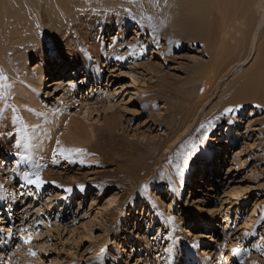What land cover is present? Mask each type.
<instances>
[{"label":"rangeland","instance_id":"1","mask_svg":"<svg viewBox=\"0 0 264 264\" xmlns=\"http://www.w3.org/2000/svg\"><path fill=\"white\" fill-rule=\"evenodd\" d=\"M27 1L6 0L5 16L17 6H27ZM97 1L104 6L101 0H88V6L92 8ZM157 2L163 7L162 0ZM114 3L111 0L110 4ZM43 12L40 9L38 13H30L27 23H23L26 30L15 32L4 19L0 24V128L3 123L9 124V120L15 128L11 132L0 131V154L5 152V147L13 146L11 158L1 159L0 168L9 166L8 171L13 173V158L18 157L14 149L21 144L23 151H28L33 168L36 166L34 171L46 176L39 192L26 186L22 188L27 191L22 197L18 193L20 179L2 175L0 214L3 198L10 195L13 201L10 199L8 208L3 209L6 214L0 220V262L99 264L103 259L104 264H264V106L234 107L226 93L229 85L253 66L254 52L248 50L241 62L231 64L208 87L206 95L198 99L202 85L195 78L208 60L204 46L207 42L190 39L193 31H187L174 43L177 35L173 28L164 26L161 13L148 18L129 10L135 27L124 32L123 41H117L125 42L126 47L134 45L135 50L128 54V47L123 48L126 52H122L125 55L122 64L113 65L111 57L112 65L102 68L98 84L90 80L98 88L93 87L87 98L97 104L85 114L88 119L85 124L99 128L104 125L105 117L115 111L116 135L100 141L96 135L91 142H85L81 136L84 134L80 133L81 138L71 135L68 139L65 126L74 128L70 117L82 118L83 105L75 102L67 112L56 113L51 118L16 104V92L24 83L21 73L26 74L27 69L32 70L38 64L32 61L31 45L20 43L22 38L30 39V44L35 46L39 33L45 44L55 49L51 37L44 34L47 26L28 28L38 17L56 18L53 7ZM258 20L256 36L260 37L264 30L263 13ZM143 22L144 31L136 36V25ZM114 32L103 38L106 48L118 30ZM13 33L16 38H12ZM141 44L147 45L143 52H140ZM24 52H27L25 63L20 59ZM58 67L54 65L53 69L58 71ZM42 74L41 93L48 90V82L53 78L63 82L59 79L61 74L52 78L44 71ZM71 75L65 76V82ZM81 97L84 94L78 99ZM230 107L238 109L234 118V113L224 115ZM25 112L30 114V119ZM213 120H216L214 129L201 127ZM51 123L55 126L51 133L56 136L54 139L69 146L68 149H82L83 154L63 160L54 149L46 150L52 138L48 134ZM227 127L229 132L218 139L220 130ZM45 137L48 139L45 149L37 150L32 141ZM177 138L179 143L172 144ZM189 151L193 152L188 154ZM207 151L217 152L212 161L213 174L206 160L197 161L198 155ZM36 154L40 157L34 159ZM160 158L156 166L155 161ZM168 158H176V164H169ZM177 158L187 164L190 175L189 184L180 182L183 188L178 195L170 190L168 181L154 176L161 162L169 167L182 166ZM18 162L26 163L23 158ZM181 172L180 169L175 172L179 181ZM148 173L155 180L144 202ZM213 177L218 186H214ZM201 179L207 183L205 188L197 183ZM208 218H212V224ZM21 235H31V243L24 244ZM258 244L260 249L256 247ZM29 249L36 255L30 256ZM237 249L238 254H234Z\"/></svg>","mask_w":264,"mask_h":264},{"label":"bare ground","instance_id":"2","mask_svg":"<svg viewBox=\"0 0 264 264\" xmlns=\"http://www.w3.org/2000/svg\"><path fill=\"white\" fill-rule=\"evenodd\" d=\"M101 1L102 2L100 3H103L104 6L98 5L99 2L97 1V3L95 2V5L91 8L88 6L90 0L89 2L88 0H29L27 1V6H17L12 13L5 16L7 13L5 6L6 0H0V24L2 23V19L6 20L8 22L7 24L15 32L20 29H27V25L23 23H27L28 16L31 12L38 13V10L43 9V13L45 14L53 7L56 18L47 17V20H43L38 17L37 21L30 23L28 28L40 29L43 26H47V30L44 34L51 37L52 44L55 46L54 50H51L50 45L45 44L39 33L37 34L39 38L35 46L34 43L30 44V39L18 37L22 38V42L20 43L31 45L30 51L32 53V61L37 62L38 64L32 70L27 69L26 74L21 73L20 78L24 83L19 85V90L16 89V104H23L27 109L33 111V113L41 114L43 117L49 116L51 118L56 116V113L67 112L70 107L75 105V102L83 105L81 108V110H84L82 118H79L78 116L76 118L70 117L75 124L74 128L69 129L65 126V132H67L66 136L68 139L71 135L81 138L79 136L80 133L84 134L81 136L85 138V142H91L92 138L96 135H98L99 141L106 136L116 135L114 131L117 125V118L116 113L113 110L115 107L112 106L113 109L111 110L114 112L110 116L105 117L104 125L99 128L94 127L91 124H85V121H88L85 114L92 110V105L96 106L97 104V101L95 102L92 98L88 99L87 95L92 92L93 87H97L96 85L102 77V68H109V66L112 65V63L109 62V59L111 57L114 58L113 65L115 66L122 64L123 59L118 60L116 57L120 56L124 58L125 55L123 56L124 53L122 54V52L125 51L124 49L127 47L128 54L133 53L135 50L134 45H127L126 47L124 46L125 42L118 43L117 41V39L123 41L124 32L127 29L135 27V23L132 20V16H130L129 10H134L140 13V15L148 18H153L155 14L161 13L164 26L169 29L173 28V33L177 35L176 39L173 40L174 43H178L179 40L177 39H179L183 33H187V31H193V37L190 38L184 35L186 38L204 43L207 42L208 45L205 44L204 46L205 52L208 55V60L202 66L205 67L204 70H200V73L199 71L196 72L199 76H197V79L195 78V80L201 82L202 85V89L197 96L198 99L203 98L206 95L208 87L216 82L221 73L231 64L241 62L248 50L253 51L255 57L253 66L246 69L242 75L238 77L236 76L237 78L229 85L226 93L229 97V104L234 105V107L242 104H260L264 106V30L260 37L256 36V30L259 26L258 19L260 18L261 13L264 14V0H162L163 7H160L158 4L159 1L157 2V0H114V2H116L114 4H110L111 0ZM48 6L51 8L47 10ZM256 14L259 16L257 17ZM144 28V22L143 24L137 23L136 30L134 31L136 36H139V32H143ZM114 30H118V33L116 32L117 35L115 38H111V42L109 43L108 48H106L103 38L111 36L115 33ZM14 33L12 34V38H16L17 36ZM190 33L191 32H189V35ZM146 47L147 45H142L140 52L145 51ZM23 54L24 56L20 59L25 63L27 61V52H24ZM246 60L247 59H244L243 61ZM55 61H57L58 64H56ZM54 65L60 67H58V71L55 68L53 69ZM23 66L24 64H22V67ZM43 71L44 74L46 73V76H49L50 78L55 74H61L59 79L63 80V82L58 83V78H53L48 82V90L41 93L40 87L42 85ZM70 73H72L69 77L70 80L65 82V76H69ZM80 75L82 76L81 80H79ZM91 79H94V81L96 80V85L95 83L91 85ZM90 86L91 90L89 91ZM80 94H84V97L78 99ZM130 97L132 98L133 95H130ZM91 100L94 102H91ZM49 104L53 106L50 109L46 107ZM104 107L109 109L106 105ZM26 115V118L30 119V114L26 113ZM234 117L235 113L232 118ZM8 122L9 124L3 123L1 125L0 131L4 130L6 132H11L15 130V128H13L14 125H11L10 120ZM51 126L52 127L48 130V134H50L52 138L49 140V143H51L48 148L46 147L48 142V139L46 141L47 137L44 139L37 138L32 141V144L37 147V150L45 149V147L46 150L54 149L55 151L59 148L68 149L69 146H63V142L52 144L58 140L54 139L56 136L51 134L52 131H54V123H51ZM44 128L45 124L43 125V129ZM224 129L225 128H222L220 130L221 132L218 139H222V136L229 132L228 127L225 130ZM177 143H179L178 138L176 142H173L172 144ZM99 145L103 146V143L100 142ZM5 148V150L3 149L5 152L0 154V162L1 159L7 161L11 158L9 157V153L13 151V146H7ZM169 148V146L166 147L167 150H169ZM14 151H17L16 155L18 157L13 158L14 160L12 163L15 164H12L13 173L11 174L9 172V166L2 165V168H0V184L3 179L2 175L7 176L9 179L18 177V179L23 182L26 180L27 176L34 172L36 166L33 168L32 159L29 160L28 151H23L21 144L16 145ZM150 152L148 153V156L151 155ZM192 152L193 151H189L188 154H191ZM184 153L185 154L182 155L183 157L186 156V152ZM216 154L217 152L214 153L212 151H207L197 157L199 163L206 160L209 163V168L212 166V174V161ZM39 157L40 155L36 154L34 159ZM21 158L26 161L25 164L18 162V159ZM229 158L230 156L227 157V159ZM175 159L171 160L168 158L169 164L175 163ZM187 159H189V157H187ZM182 160L178 159L177 161V163H180L181 161L182 166H179L178 164L173 167L167 166V163L163 165V162H161L160 164L162 166L154 175L156 178L159 177L158 179H162L163 182L168 181L167 183H170L169 185H171L169 186L170 190L177 195L182 192L181 190L183 188L180 182L185 181L184 184H189L190 181L189 169L186 167V163H182ZM160 161L161 158L155 161V165L157 166ZM177 166H179V168H177ZM180 167H182V169ZM26 168L27 171H24ZM177 169L182 171V180L180 181V177H175ZM163 170L165 171L164 174ZM151 173H148L150 174L149 183L147 182L148 184L145 185V191L143 193L144 202L149 198V194L146 195L147 191H149L151 187H154L153 181L155 178L152 177L153 175H151ZM148 174L145 176L147 177ZM146 177L143 179H146ZM42 178L44 181L46 180V176H42ZM147 180L148 177L146 181ZM212 182L214 186H218L215 184L214 177ZM197 183L201 184L199 187L204 188V184H207L202 181V179ZM206 188L207 191H209L208 185H206ZM196 189H198V187ZM216 191L217 189L214 193H216ZM21 192H24L22 188H20L18 193ZM26 192L27 191L24 192V195ZM3 199L5 200V203L2 205L0 220L5 217L6 212L3 209L8 208L11 197L10 195H6V199ZM161 221L168 226L162 217ZM212 221V218H208V222L212 224ZM204 228H206V226H204Z\"/></svg>","mask_w":264,"mask_h":264},{"label":"snow or ice","instance_id":"3","mask_svg":"<svg viewBox=\"0 0 264 264\" xmlns=\"http://www.w3.org/2000/svg\"><path fill=\"white\" fill-rule=\"evenodd\" d=\"M116 59L120 60V59H123L122 57L120 56H117ZM2 98V97H0ZM238 109H235V108H227L225 109V112H224V115H230L232 113H235L237 112ZM217 120L220 119V117H217L216 118ZM229 123H231V120H229ZM216 125V120H213V121H210L207 125H202L201 127L202 128H207V129H214ZM57 144H59V141H57ZM193 149H195V145H193ZM58 154L63 156L65 159H68L70 158L71 156L73 155H82L83 154V150L82 149H64V148H59L57 150ZM55 155V153H54ZM83 161H81L82 163ZM177 168H179V166H177ZM179 171L177 172V175H179ZM46 181L43 180L42 178V175H41V172L39 170H36L34 172H32L31 175L27 176L26 180H24L19 186L21 188H24V187H29L31 189H34L36 192H39L45 185ZM2 187V186H0ZM81 190H83V186H81ZM66 191H71L70 189L66 190ZM21 196L24 195V192H21L20 193ZM7 202V201H6ZM0 231H2V229H0ZM9 232H12V228H9ZM21 239L23 240V243L24 244H30L31 243V235H28V236H23L21 235ZM197 245H193V247H196ZM257 249H260V245H256ZM170 251V250H169ZM239 252V249L237 250H234V254H238ZM29 255L30 256H35L36 253L32 252L30 249H29ZM103 252L101 253V256L103 257ZM0 264H2V262H0ZM8 264H11V260L8 261ZM99 264H104V260L101 259Z\"/></svg>","mask_w":264,"mask_h":264}]
</instances>
